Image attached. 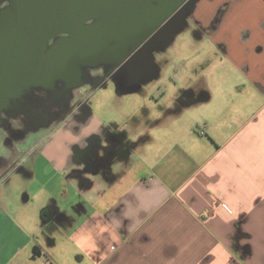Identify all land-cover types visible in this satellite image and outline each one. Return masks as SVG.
Wrapping results in <instances>:
<instances>
[{
  "label": "crops",
  "instance_id": "obj_1",
  "mask_svg": "<svg viewBox=\"0 0 264 264\" xmlns=\"http://www.w3.org/2000/svg\"><path fill=\"white\" fill-rule=\"evenodd\" d=\"M188 2L95 103L2 130L0 264H264V0Z\"/></svg>",
  "mask_w": 264,
  "mask_h": 264
},
{
  "label": "water",
  "instance_id": "obj_2",
  "mask_svg": "<svg viewBox=\"0 0 264 264\" xmlns=\"http://www.w3.org/2000/svg\"><path fill=\"white\" fill-rule=\"evenodd\" d=\"M187 1L10 0L0 11V122L22 90L52 87L56 80L76 88L79 64L97 63L107 42L117 39L124 50L148 39L170 16L167 7ZM92 20L97 23L86 25Z\"/></svg>",
  "mask_w": 264,
  "mask_h": 264
},
{
  "label": "rangeland",
  "instance_id": "obj_3",
  "mask_svg": "<svg viewBox=\"0 0 264 264\" xmlns=\"http://www.w3.org/2000/svg\"><path fill=\"white\" fill-rule=\"evenodd\" d=\"M9 6V0L0 1V9ZM189 8L190 3L186 6V10L188 11ZM175 48L176 47H172V53H169V65H167L169 68H166V66L164 67L162 76H167L174 72L176 73V69H178L180 74L185 73L188 75V71L192 69L189 64L185 66L182 65V61L185 60L184 58L191 57V47L187 46L185 49L183 47L182 56L180 57L173 55ZM164 62L165 60L163 63ZM81 72L82 83L80 82L76 88H71L67 84L56 80L52 87H29L22 90L17 97L11 98L1 114L0 134H2V130H5L8 135L10 134V136L14 137L13 134H11L13 129L9 128L6 130L4 128L8 126V123L16 116L30 127L59 121L81 97L83 98L82 104H87L92 99V103H95L98 93L101 92L102 89L112 88L114 80H112L111 76H129L122 71L104 68L99 66V64H95L93 67L82 66ZM30 139L31 138H28V141Z\"/></svg>",
  "mask_w": 264,
  "mask_h": 264
},
{
  "label": "flooded vegetation",
  "instance_id": "obj_4",
  "mask_svg": "<svg viewBox=\"0 0 264 264\" xmlns=\"http://www.w3.org/2000/svg\"><path fill=\"white\" fill-rule=\"evenodd\" d=\"M188 1L183 5L167 7L169 12L168 14L170 16L164 21L162 26L158 30H156L148 39L138 42L137 44L130 43L124 50L120 46V42L117 39L107 42L104 52L98 54V61L95 64H99V66H102L104 68H109L111 70L114 69V70L122 71L123 73L126 74H129V72L131 71L132 72L135 71L137 67L136 62L144 59L146 55V51L151 48L154 40L166 39L168 29L174 26L177 20L181 19L187 13L186 6L189 4ZM152 5H159V4L157 2H153ZM2 8L5 9L6 7H2ZM3 9H0V11ZM95 23H97V20L89 21L86 25H94ZM58 38L59 37L51 41L49 43V47ZM122 56H123V61L117 62ZM95 64H91V65L79 64L80 71L82 66L93 67ZM61 82L67 84L69 87L72 88V86L67 82L64 81ZM80 82L82 83V72H81Z\"/></svg>",
  "mask_w": 264,
  "mask_h": 264
}]
</instances>
